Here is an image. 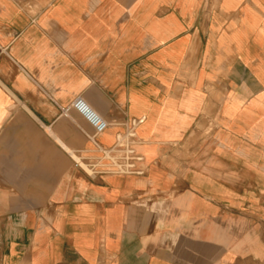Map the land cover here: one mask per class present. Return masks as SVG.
Masks as SVG:
<instances>
[{"label":"crops","instance_id":"obj_1","mask_svg":"<svg viewBox=\"0 0 264 264\" xmlns=\"http://www.w3.org/2000/svg\"><path fill=\"white\" fill-rule=\"evenodd\" d=\"M0 264H264V0H0Z\"/></svg>","mask_w":264,"mask_h":264},{"label":"built area","instance_id":"obj_2","mask_svg":"<svg viewBox=\"0 0 264 264\" xmlns=\"http://www.w3.org/2000/svg\"><path fill=\"white\" fill-rule=\"evenodd\" d=\"M70 111L78 114L92 128L93 134L89 136V139L96 150L102 154L101 158L95 161L77 156L76 163L87 175L144 176L146 174L145 158L136 149L138 144L136 128L141 123L140 120H132L126 124V131L117 137L116 144L109 149H104L99 144L98 137L109 128L108 121L81 97L76 98L62 113L68 116Z\"/></svg>","mask_w":264,"mask_h":264},{"label":"bare ground","instance_id":"obj_3","mask_svg":"<svg viewBox=\"0 0 264 264\" xmlns=\"http://www.w3.org/2000/svg\"><path fill=\"white\" fill-rule=\"evenodd\" d=\"M70 154L74 157V159L78 160L77 157L73 153L70 152Z\"/></svg>","mask_w":264,"mask_h":264}]
</instances>
